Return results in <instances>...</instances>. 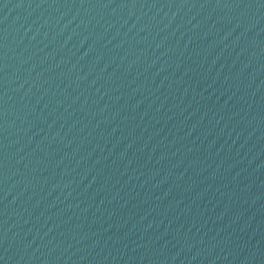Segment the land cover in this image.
<instances>
[{"label":"water","instance_id":"water-1","mask_svg":"<svg viewBox=\"0 0 264 264\" xmlns=\"http://www.w3.org/2000/svg\"><path fill=\"white\" fill-rule=\"evenodd\" d=\"M0 264H264V0H0Z\"/></svg>","mask_w":264,"mask_h":264}]
</instances>
